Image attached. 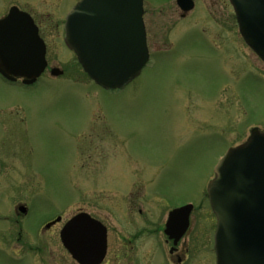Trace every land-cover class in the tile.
<instances>
[{
  "label": "rangeland",
  "instance_id": "obj_1",
  "mask_svg": "<svg viewBox=\"0 0 264 264\" xmlns=\"http://www.w3.org/2000/svg\"><path fill=\"white\" fill-rule=\"evenodd\" d=\"M72 1L27 7L51 24ZM200 4L185 20L175 0L144 1L152 58L117 90L87 76L63 43L62 26L44 27L50 65L67 71L32 85L0 78V153L10 162L0 184L3 210L32 198L37 216L87 211L104 218L116 244L137 187L163 218L186 201L201 205L180 242L190 250L184 264H216L206 188L228 148L254 127L264 131V63L241 37L231 5ZM140 243L147 264H174L162 237ZM0 264L32 263L0 242Z\"/></svg>",
  "mask_w": 264,
  "mask_h": 264
},
{
  "label": "water",
  "instance_id": "obj_2",
  "mask_svg": "<svg viewBox=\"0 0 264 264\" xmlns=\"http://www.w3.org/2000/svg\"><path fill=\"white\" fill-rule=\"evenodd\" d=\"M185 9L192 0H177ZM247 44L264 60V0H230ZM144 0H80L67 14L65 41L88 75L107 89L122 88L149 60ZM46 47L32 16L12 7L0 19V73L34 82L44 71ZM54 75L62 70L53 69ZM208 195L217 217V264H264V133L231 147L215 167ZM191 205L171 211L166 233L184 235ZM61 239L82 264H99L107 248V228L88 212L75 214Z\"/></svg>",
  "mask_w": 264,
  "mask_h": 264
},
{
  "label": "flooded vegetation",
  "instance_id": "obj_3",
  "mask_svg": "<svg viewBox=\"0 0 264 264\" xmlns=\"http://www.w3.org/2000/svg\"><path fill=\"white\" fill-rule=\"evenodd\" d=\"M34 1L36 0H25L24 2L22 0H3L2 3L5 11L0 15V18L7 15L9 10L15 6L21 10L29 12L38 26L39 34L43 38L46 45L47 67L43 74L49 73L53 77L62 76L67 71L66 69H62V73L58 76L53 75L52 71L54 66L50 65L47 57L48 40L44 31V27L62 26L64 33L66 14L79 0H74L69 4L68 10L60 22L58 19L53 18L51 19V24H47L49 23L48 19L44 20L37 18L31 9L27 7L28 4L31 7ZM45 1H48L47 4L52 5L53 7L56 5V3H51V0ZM192 2L194 5L193 8L190 10H185L177 3V1H175L179 19L186 20L187 17H191L192 12H195L198 7H204L200 4L201 0H192ZM212 3L217 5L221 3L225 9H227L230 5L229 0H212ZM146 13L147 11L145 10L144 19ZM145 25L149 44V28L147 19H145ZM68 70H70V68H68ZM0 78L6 80L1 75ZM22 81V78H18L16 82L23 84ZM11 159H15V154H13ZM7 161L8 160L0 153V184L4 178L5 170L10 169V162ZM18 199L19 198H17L15 201H12V207H9L6 210H3L0 206V242L2 245L9 247L10 250L16 251L17 254H20L21 260H27L32 264H81L72 257L71 253L63 245L60 238V231L64 224L71 218V216L66 219H64L62 214H58L54 217H48L45 214L37 216L36 211H34L33 208L32 198L27 201H17ZM149 199L150 197L148 194L142 195L137 187L136 189L130 191L127 209L128 212L132 214V216H129L127 213L123 214L125 217H127L125 222L127 232L123 233L117 231L116 234L118 235V239L122 241L116 244L109 242V225L104 220V218L98 217L91 213L93 217L99 219L103 224H105L108 230L106 253L104 259L99 264H147L146 258L148 256V249L145 248L146 246L144 243L140 242L142 240L145 241L148 236L150 237L157 235L158 237H162L165 243L169 245L170 254H174V264H184L186 262L187 251L189 249L186 247L184 251H181L180 242L183 238L176 245H174L173 239H169V237L166 235V222L168 219V214L172 208L169 209L166 217L163 218V214L158 212L159 209L152 201L150 202ZM187 202L188 201L178 204L175 207L184 205ZM3 203L8 202L0 199V204L3 205ZM196 209H199V206L194 203V209L190 215L189 227L185 235L192 227V214ZM34 214L37 218L33 220L31 225H29L28 222L33 218ZM151 220L155 223V226L154 228L152 227V229H150L152 226ZM172 249L173 251H171ZM182 252H184V256L182 255Z\"/></svg>",
  "mask_w": 264,
  "mask_h": 264
}]
</instances>
